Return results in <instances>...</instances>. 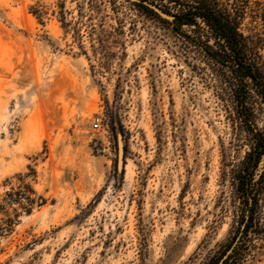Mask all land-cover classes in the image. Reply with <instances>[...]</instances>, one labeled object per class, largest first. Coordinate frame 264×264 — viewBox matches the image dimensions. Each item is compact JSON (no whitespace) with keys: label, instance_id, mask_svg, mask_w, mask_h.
<instances>
[{"label":"rangeland","instance_id":"1","mask_svg":"<svg viewBox=\"0 0 264 264\" xmlns=\"http://www.w3.org/2000/svg\"><path fill=\"white\" fill-rule=\"evenodd\" d=\"M59 1L0 0V201L25 172L46 200L0 237V264H207L248 149L209 66L126 0H64L67 31Z\"/></svg>","mask_w":264,"mask_h":264},{"label":"trees","instance_id":"2","mask_svg":"<svg viewBox=\"0 0 264 264\" xmlns=\"http://www.w3.org/2000/svg\"><path fill=\"white\" fill-rule=\"evenodd\" d=\"M126 1L168 26L203 56L231 129L247 136L248 149L233 171L237 225L207 264H254L257 241H264V126H259L264 119V4L260 0H148L173 16L167 19L145 4ZM63 4L60 0L58 15L67 31ZM90 6L99 11V5ZM34 15L41 22L37 11ZM78 15H83L80 7ZM32 175L19 173L20 188L4 192L0 237L11 230L20 215H29L45 203L32 182L25 181Z\"/></svg>","mask_w":264,"mask_h":264},{"label":"water","instance_id":"3","mask_svg":"<svg viewBox=\"0 0 264 264\" xmlns=\"http://www.w3.org/2000/svg\"><path fill=\"white\" fill-rule=\"evenodd\" d=\"M131 2H136V3H141L149 6L152 8L154 11H156L161 17L167 18V19H172L173 16L165 12L162 8L157 6L156 4L148 1V0H129ZM117 141H118V161H117V171L118 173H121V169L123 168V142H122V135L121 132L118 130L117 131ZM232 247L229 248L224 256L220 259V262L227 256V254L231 251ZM219 262V263H220Z\"/></svg>","mask_w":264,"mask_h":264},{"label":"built area","instance_id":"4","mask_svg":"<svg viewBox=\"0 0 264 264\" xmlns=\"http://www.w3.org/2000/svg\"><path fill=\"white\" fill-rule=\"evenodd\" d=\"M101 124H102V117L98 115L93 119L92 126L94 129H97L101 126Z\"/></svg>","mask_w":264,"mask_h":264}]
</instances>
